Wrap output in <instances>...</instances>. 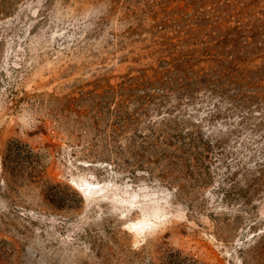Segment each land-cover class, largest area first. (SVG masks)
Listing matches in <instances>:
<instances>
[{
    "label": "rangeland",
    "instance_id": "obj_1",
    "mask_svg": "<svg viewBox=\"0 0 264 264\" xmlns=\"http://www.w3.org/2000/svg\"><path fill=\"white\" fill-rule=\"evenodd\" d=\"M148 1L0 0V264H264L263 109L185 107L211 174L187 194L137 164L165 111L122 125L110 87L151 62Z\"/></svg>",
    "mask_w": 264,
    "mask_h": 264
},
{
    "label": "trees",
    "instance_id": "obj_2",
    "mask_svg": "<svg viewBox=\"0 0 264 264\" xmlns=\"http://www.w3.org/2000/svg\"><path fill=\"white\" fill-rule=\"evenodd\" d=\"M209 3V10L192 13L168 0L144 2L140 12L130 9L137 25L129 34L150 37L139 61L151 62L129 69L110 87L119 97L122 125L130 121L136 127L142 115L165 111L159 114L165 117L161 128L156 122L148 126L154 134L150 145L158 150L137 164L149 175L157 171L183 194L211 177L208 143L202 142L206 152H200L198 133L186 127L191 114L185 107L210 103V113L230 106L264 110V0ZM254 165L260 176L250 172V180H264V160Z\"/></svg>",
    "mask_w": 264,
    "mask_h": 264
},
{
    "label": "bare ground",
    "instance_id": "obj_3",
    "mask_svg": "<svg viewBox=\"0 0 264 264\" xmlns=\"http://www.w3.org/2000/svg\"><path fill=\"white\" fill-rule=\"evenodd\" d=\"M84 193H85V195H87V193H88V189L87 188L84 189Z\"/></svg>",
    "mask_w": 264,
    "mask_h": 264
}]
</instances>
